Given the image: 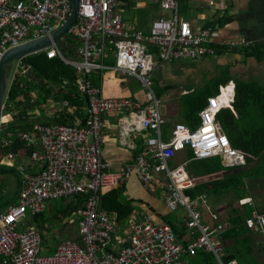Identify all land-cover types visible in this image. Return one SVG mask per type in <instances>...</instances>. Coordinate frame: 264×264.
Here are the masks:
<instances>
[{"label": "built area", "instance_id": "1", "mask_svg": "<svg viewBox=\"0 0 264 264\" xmlns=\"http://www.w3.org/2000/svg\"><path fill=\"white\" fill-rule=\"evenodd\" d=\"M153 1L168 14L153 19L145 34L125 28L119 0H78L76 20L67 30L68 36L81 40L72 56L64 57L56 42L42 50L48 59L57 57L73 68V85L87 102L84 120L74 125L33 122L29 129L17 133L22 151L36 168L14 164L15 153L6 154L11 161L7 165L19 174V193L17 202L0 214V264H189L198 252L211 254L215 264H238L234 259L225 260L226 224L218 213L207 207L209 220L204 222L200 207L206 206V194L190 198L183 192L194 180L186 170L191 160L218 156L227 168L246 165L245 154L230 145L216 120L220 109L231 107L234 92L222 88L218 95L207 98L198 113L197 127L175 123L165 136L153 71L159 63L195 60L216 52L211 28L193 31L180 19L179 0ZM70 10L66 0H0V58L8 49L49 36L64 23ZM222 46L242 49L249 45ZM109 54L114 59L112 65L105 63ZM16 62L7 89L16 74L28 73L20 60ZM109 70L120 79H135L142 88L143 102L131 96L103 95L89 76ZM66 85L63 81L61 88ZM30 103H34L32 94ZM49 106H54V112L69 104L61 99ZM120 112L127 114L121 119L125 131L145 132V136L134 161L122 171L112 172L103 160L100 133L103 116ZM1 142L2 146L12 145L11 141ZM188 151L190 158L185 155L174 163L177 154ZM131 174L149 193L162 188L170 212L184 213V237H178L168 224H156L148 213L133 212L124 226L116 223L115 213L99 208V195L123 185ZM78 196L83 205L74 215L81 242L62 241L51 254H44L40 230L30 223L46 202ZM245 224L264 234V213L254 212Z\"/></svg>", "mask_w": 264, "mask_h": 264}, {"label": "crops", "instance_id": "2", "mask_svg": "<svg viewBox=\"0 0 264 264\" xmlns=\"http://www.w3.org/2000/svg\"><path fill=\"white\" fill-rule=\"evenodd\" d=\"M118 10L126 29L140 30L145 34L148 33L153 19L168 14L160 10L153 0H119ZM179 17L186 21L193 31L205 27L211 28L212 46L243 43L249 45L247 48L257 47L253 51L255 55L249 56L244 53L245 51L215 53L213 56L207 55L195 60L159 63L153 71L154 90L165 89L167 92L174 93L178 85L181 88L180 94L183 96L195 90H186L182 86L186 85L187 80L190 79L198 85L202 84L203 88L225 70L229 71L231 79L225 85L219 86L218 94L224 87L231 88L234 92L235 79L254 81L264 87V0H183L179 2ZM111 72L109 70L93 74L97 77L96 86L101 88L102 94L110 96L115 93L118 96H131L127 93L130 92L133 81H137L132 78L120 79L118 75L114 78L116 73L113 76ZM162 97H164V105L161 116L164 124L182 123L183 119L178 113L179 104L176 98L173 96L166 98L167 95L165 96L164 93ZM174 101L177 102L178 107L175 112L167 108V103ZM52 110L54 106L46 108L45 114V110L30 109L29 115L40 119V117L51 114ZM126 117V113L120 112L106 114L102 119L103 126L100 133L102 156L112 172H120L134 161L145 136V132L128 133L125 131L121 127V119ZM175 117L179 122L174 121ZM187 153L177 154L174 163L181 162ZM10 162L6 155L0 154V165L3 167V174H0V214L18 199L19 174L14 167L7 165ZM12 162L26 165L28 170L36 168L35 164L28 161L22 149L15 152ZM8 168L12 169V172L8 171ZM164 197V192L160 187L153 193L144 190L134 174H131L123 184L122 198L131 201L134 206L133 212L148 213L156 224H168L166 221H170L180 232L178 236L184 237V213L182 211L170 212L165 205ZM74 199H61L64 204L61 207L57 206L56 201L46 202L38 220L30 223L31 226L40 230L44 254H51L56 245L62 241L81 242L77 233V219L74 212L63 216L69 208L68 202ZM207 207L218 213L221 221L226 224L223 234L225 256H233L238 264H264V234L249 229L243 221L254 212L264 213V177L247 180L246 184H242L239 192L225 195L219 202H215L212 195L206 194V206L200 207L204 222L209 220ZM44 212L47 213V219L43 215ZM171 214H174L172 221L170 220ZM234 222L238 225L235 226ZM18 227H21L20 221H18ZM189 264H207V262L203 256H193L189 259Z\"/></svg>", "mask_w": 264, "mask_h": 264}, {"label": "trees", "instance_id": "3", "mask_svg": "<svg viewBox=\"0 0 264 264\" xmlns=\"http://www.w3.org/2000/svg\"><path fill=\"white\" fill-rule=\"evenodd\" d=\"M64 40L65 45L59 48L64 57L69 58L79 43L69 39ZM213 47L215 52L219 54L245 51L244 53L249 56H254L253 51L257 48L254 46L242 49L227 46ZM150 50L155 52L156 49L150 47ZM20 62L28 69V73L25 76L16 74L6 91L2 116L9 115L10 119L0 129V154L2 155L9 152L15 153L23 148L22 142L17 138V133L29 129L35 121L43 124L74 125L77 120L80 122L84 120V108L87 102L86 98L81 96L73 85L76 74L71 66L64 64L57 57L48 59L42 51L23 57ZM105 63L114 64V59L110 54L105 58ZM95 76L92 74L89 78L94 85H97V77ZM230 79L229 71L225 70L220 76L210 80L202 89H195L184 95L180 103L183 108V112L180 114L183 119L182 123L190 128L197 127L200 121L198 113L206 105L207 98L217 95L219 86L225 85ZM63 81H66L67 85L61 88ZM56 87L60 88L55 90ZM154 91L157 97H160L167 90L155 89ZM31 94L34 103H30ZM61 99L66 100L69 107L51 112V114L40 117V119H35L29 115V110L35 108L36 110H45V114L46 108L50 107L49 105L52 104L53 100L59 101ZM216 120L227 136L230 145L245 154L246 165L225 168L218 156L191 160L186 167L191 179L218 174L229 169L240 171H232V173L218 179L187 187L183 192L190 198L206 193L212 195L215 202H219L225 195L239 192L240 187L242 184H246L247 180L264 177V87L254 81L235 79L231 107L220 109L216 115ZM171 126V123L163 125V132L166 136ZM2 140L11 141L12 145L2 146ZM186 157H191L190 151H188ZM246 166H250V168L245 169ZM2 168V165H0V174H3ZM7 170L12 172L10 168ZM122 191L123 185H120L99 195L98 201L100 209L116 214L118 225L124 224L134 211L131 201L122 198ZM82 205V197H75L74 201L68 202L69 208L63 213V216L72 214L76 208ZM39 216L40 213L33 218V222L37 221ZM166 223L178 236L180 232L175 228V225L170 221H166ZM234 224L235 226L238 225L237 222H234ZM200 256L204 257L207 264L214 260L211 254L198 252L195 255V257ZM231 259H233V256H225V260Z\"/></svg>", "mask_w": 264, "mask_h": 264}, {"label": "water", "instance_id": "4", "mask_svg": "<svg viewBox=\"0 0 264 264\" xmlns=\"http://www.w3.org/2000/svg\"><path fill=\"white\" fill-rule=\"evenodd\" d=\"M69 2L71 6L70 13L64 23L54 32H52L49 36H45L43 38L29 41L17 47H13L8 49L0 58V129L2 127V109L3 103L5 100V94L7 90V76H6V68L13 61H18L23 57L28 55L37 53L42 51L43 49L52 45L53 42H57L59 39H69L75 42H80L81 40L78 38H72L67 35L68 28L75 22L77 16V8H78V0H66ZM250 166H246L245 169H249ZM240 169V168H239ZM233 172H238L240 170H228L223 171L218 174H212L205 177H200L191 181V185H196L204 182H208L214 179H218L222 176L230 174Z\"/></svg>", "mask_w": 264, "mask_h": 264}, {"label": "rangeland", "instance_id": "5", "mask_svg": "<svg viewBox=\"0 0 264 264\" xmlns=\"http://www.w3.org/2000/svg\"><path fill=\"white\" fill-rule=\"evenodd\" d=\"M65 40L64 39H59L57 42H56V44L61 48L62 46H64L65 45ZM16 61H13L11 64H9L8 65V67L6 68V76H7V80L8 81H10L11 80V77H12V72H13V69H14V66L16 65ZM115 72H111V75H115L114 74ZM118 74L116 73V75H115V77L114 78H117L118 76H117ZM128 79V78H127ZM177 87H176V89H174V93H170V92H167V91H165L164 92V94H165V96L167 95V97L166 98H169L170 96H173V97H175L176 98V100H177V102H178V106H179V110H178V113H179V115L180 114H182V112H183V108L181 107V105H180V103L182 102V98H183V96L180 94V89L181 88H179L178 87V85H176ZM183 87H185L186 88V90H190V89H200V88H202V84H195V83H193L192 82V80H187L186 81V85H182ZM153 88H155V87H153ZM127 94H131V96H133L136 100H138V102L139 103H142L143 102V100H144V96H143V91H142V88L140 87V85H139V83L138 82H135V81H133V84H132V86L130 87V92L129 93H127ZM172 94V95H171ZM110 96H118L117 94H115V93H113V95H110ZM160 100H161V105H160V108H159V112L160 113H162V110H163V105H164V97H162V95L160 96ZM5 101V100H4ZM29 101V100H28ZM177 102L176 101H174V102H168L167 103V108H168V110H173L174 112H175V110H176V108H178L177 107ZM5 103V102H4ZM4 103H3V105H4ZM29 103V102H28ZM3 109H4V106H3ZM2 109V110H3ZM35 111H36V108H35ZM8 118H10V116L8 115H6V116H3V122H2V125L4 124V123H6L7 121H9V120H7ZM7 120V121H6ZM6 121V122H5ZM174 121H176V122H179L178 121V118L177 117H175V120ZM229 170H231V169H229ZM228 171V170H227ZM56 203H57V206L58 207H61V206H63L64 204L62 203V200L61 199H59V200H57L56 201ZM178 212V211H177ZM43 215H44V217L47 219V213L46 212H44L43 213ZM173 215L174 214H171V216H170V220L172 221V219H173ZM129 224V220H126L125 221V223H124V226H127ZM209 264H215V261L214 260H212V262H210Z\"/></svg>", "mask_w": 264, "mask_h": 264}, {"label": "bare ground", "instance_id": "6", "mask_svg": "<svg viewBox=\"0 0 264 264\" xmlns=\"http://www.w3.org/2000/svg\"><path fill=\"white\" fill-rule=\"evenodd\" d=\"M230 89V88H229Z\"/></svg>", "mask_w": 264, "mask_h": 264}]
</instances>
